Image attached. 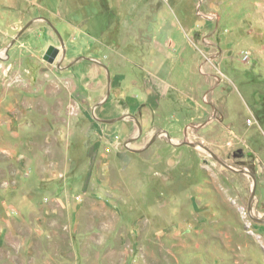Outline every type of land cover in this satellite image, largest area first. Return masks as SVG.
Segmentation results:
<instances>
[{
  "label": "rangeland",
  "instance_id": "obj_1",
  "mask_svg": "<svg viewBox=\"0 0 264 264\" xmlns=\"http://www.w3.org/2000/svg\"><path fill=\"white\" fill-rule=\"evenodd\" d=\"M18 11L0 10L8 239L63 264H264V0Z\"/></svg>",
  "mask_w": 264,
  "mask_h": 264
},
{
  "label": "crops",
  "instance_id": "obj_2",
  "mask_svg": "<svg viewBox=\"0 0 264 264\" xmlns=\"http://www.w3.org/2000/svg\"><path fill=\"white\" fill-rule=\"evenodd\" d=\"M21 1L24 0H0V10L4 11L14 7L17 9L16 14L18 15V9L20 7ZM6 15L7 13H0V23L6 22L7 19L3 18ZM5 147L9 149L11 146L7 143ZM56 173L57 172H55L54 175H48L47 178L50 179L52 177L57 178V176H62L60 172L58 173V175ZM43 210V214L45 216H52V218L50 217L48 219L45 217V220L47 221L55 219V217H57L61 212L64 211L59 208H46ZM28 212L29 213L27 214L29 215L30 211ZM38 212L40 213L42 212V210H38ZM77 212L78 209H72L70 211L68 210V219L72 220V217L76 215ZM24 214L25 212H23V215ZM14 216H18V211L15 212V208L10 206L8 200L6 202L0 201V264H52L56 263L57 260L59 264H63V251L60 249L58 243L54 241H35L32 239H23L11 242V240L8 239V236L10 237L17 234L16 230L14 229ZM28 222L30 224V219L28 220ZM45 225H47V222L45 223ZM57 226V224L51 225L50 223L48 226H46V229H48V231L53 229V231L55 232V227ZM74 226L75 225H69L66 227V230L72 232L74 231ZM49 248L53 249V251H50Z\"/></svg>",
  "mask_w": 264,
  "mask_h": 264
},
{
  "label": "water",
  "instance_id": "obj_3",
  "mask_svg": "<svg viewBox=\"0 0 264 264\" xmlns=\"http://www.w3.org/2000/svg\"><path fill=\"white\" fill-rule=\"evenodd\" d=\"M49 58V56H45V59H48ZM52 60V57H50V59H49V61H51ZM182 144H188V145H193L192 143H190V142H187V141H184ZM149 146V144H147L146 145V148Z\"/></svg>",
  "mask_w": 264,
  "mask_h": 264
}]
</instances>
